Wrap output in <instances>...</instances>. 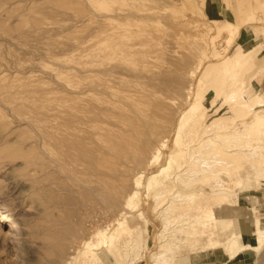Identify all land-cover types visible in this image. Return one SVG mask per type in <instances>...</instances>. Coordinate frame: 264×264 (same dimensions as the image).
I'll list each match as a JSON object with an SVG mask.
<instances>
[{
    "label": "rangeland",
    "instance_id": "1",
    "mask_svg": "<svg viewBox=\"0 0 264 264\" xmlns=\"http://www.w3.org/2000/svg\"><path fill=\"white\" fill-rule=\"evenodd\" d=\"M107 20L127 47L116 60L126 74L122 78L130 77V81L136 75L163 73L158 82L167 90L166 106H176L177 113L191 104L200 109L196 115L187 110L179 131V143L188 150L185 162L179 159V168L173 165L168 178L160 175L149 191L139 189L136 210L115 213L96 204L79 210L77 222L83 229L73 239L71 254L77 260L98 231L106 234L107 244V234L126 219L135 229L134 242L127 249L133 264H201L198 258L211 251L229 259L227 248L213 247L207 234L201 235L200 226L195 235L190 223L213 212L217 227L224 221L231 224L216 240L232 233L234 219L240 221L243 232L264 234V214L258 209L264 190V107H258L262 100L254 97L260 90L263 57L241 86L242 59L237 47L249 43L253 35L264 46V36L255 35L258 29L264 30V0H0V264L46 263L43 240L49 210L46 201L37 197L41 192L39 149L33 121L49 114L55 89L65 84L70 69L81 62L87 42ZM137 40H146L147 46L138 47L141 41ZM13 94H18L16 102ZM177 132L167 133L172 150ZM54 171L57 184L52 185V195L47 193L52 201L80 200L78 185L67 174ZM83 172H79L82 178ZM144 183L147 186V176ZM51 184L46 183L47 192ZM165 185L172 191L158 196ZM179 193L196 194L197 199L193 204L187 199L177 203ZM56 211L50 210L52 216L61 215ZM10 217L19 223L16 241L6 223ZM174 239L170 248L168 243ZM177 249L181 256H175L174 263V259L166 261ZM242 252H251L254 264H264V244Z\"/></svg>",
    "mask_w": 264,
    "mask_h": 264
},
{
    "label": "bare ground",
    "instance_id": "2",
    "mask_svg": "<svg viewBox=\"0 0 264 264\" xmlns=\"http://www.w3.org/2000/svg\"><path fill=\"white\" fill-rule=\"evenodd\" d=\"M55 13L59 14L58 11ZM111 24L112 22L107 20L99 25L100 27L98 26L97 35L87 42L81 62L70 69L65 84H61L55 89L50 101L49 114H38L37 119L34 117V142L39 149L37 166L40 179L38 184H40L41 191L40 196H37L38 194L36 196L46 201L49 210L47 216L49 218L46 222L48 225L44 229L43 240L45 264H133V260L129 259L130 255L127 249L134 242L131 237L135 229L129 226L126 219L119 221L117 226L107 234V244L104 241L106 234L99 233L100 231L95 232L98 235L86 242L85 250L76 260L74 254L70 252V247L72 248L71 245L76 243L73 239L78 238L79 230L83 229L80 226L81 223L77 222L80 218L78 212L82 208H93L94 204L115 213H124L135 209L139 189L146 187L149 191L153 184L159 182L160 175H166L168 178L173 165L177 164L176 169L179 168V159L185 162L188 150L179 143V131L183 126L187 110L189 109L193 115H196L200 109L198 104H191L189 107L187 106V110L183 109V112L177 113L175 112L176 106H166L164 96L167 90L158 82L163 73H150L143 77L135 74L137 78L130 81V77L129 79L126 77L128 81L122 78L126 74L116 63V60L119 54L122 55L120 52L127 51V47L122 41H119L115 29L110 28ZM139 41L141 42L139 46L137 45L138 47L147 46L146 40L144 43L142 40ZM131 47L133 48V46ZM148 48L152 50L153 47L149 45ZM153 53L156 51L151 54ZM141 55L146 56V53ZM147 57H149L148 54ZM213 69L218 68L213 67ZM12 99L16 102L18 94H13ZM176 129L178 136L172 150V146L167 140V133ZM161 162H164V165L160 166ZM54 170L67 174L68 178L78 185L80 200L67 198L58 203L52 201L53 198L47 193L52 195V185L57 184ZM80 171L85 172H83V178L80 177ZM132 174H134L133 177H131ZM146 176L148 177L147 186L144 183ZM177 179L180 180L181 176H178ZM47 182L52 183L49 185L48 192L46 190ZM59 189L61 191V188ZM171 191L172 188L165 185L161 193L157 195H167ZM196 196V194H191L184 197L179 193L175 200L177 203H182L187 199L189 204H193L197 199ZM55 198L57 199V197ZM39 200L41 201V199ZM52 208L61 211V215L52 216L50 213ZM193 209L198 210L199 207L194 206ZM215 219L213 212H210L202 220L193 219L190 228L195 229L200 226L201 235L207 234L206 239L211 241L213 247L227 248L226 253L230 260L235 259L242 251L250 248L258 250L263 246L264 234L259 233L258 230L251 233L243 232L240 227L241 223L237 219L232 222L234 225L232 233L222 241L216 240L218 233L231 229V224L224 221L217 227ZM6 223L10 224V235L16 241L19 236L17 219L10 217ZM34 231L36 232V230ZM197 232L195 229V235H198ZM175 241V239L171 240L168 243L169 247L170 243ZM100 248L101 252L97 253L96 250ZM175 256L180 257L181 252L175 251L174 255L166 261L174 259V263L177 258Z\"/></svg>",
    "mask_w": 264,
    "mask_h": 264
},
{
    "label": "crops",
    "instance_id": "3",
    "mask_svg": "<svg viewBox=\"0 0 264 264\" xmlns=\"http://www.w3.org/2000/svg\"><path fill=\"white\" fill-rule=\"evenodd\" d=\"M231 23L235 28L239 30L237 23L234 24L232 21ZM255 35L256 37L257 35L264 36V30L258 29ZM237 47H239V55L242 59V66L239 73V82L241 83V86L245 85L247 77H249L250 73L254 69L259 57L261 55L263 57V63L261 66L262 69L260 71V90L254 96H258L262 100V102L258 105V107L262 108L264 107V46L262 42L258 39H255V36L253 35V37L250 36L249 43L238 44ZM258 199L260 201L258 207L259 213L264 214V190L259 194ZM239 255V257L237 256L238 258L236 257L237 259L235 258L233 260H230L223 253H218V251H211L203 256H200L198 258V261L199 263L201 262V264H254L255 256H253L251 252H246L244 254L242 252Z\"/></svg>",
    "mask_w": 264,
    "mask_h": 264
}]
</instances>
